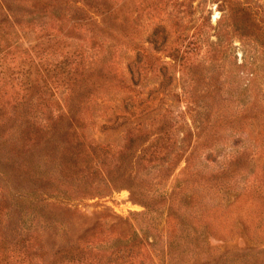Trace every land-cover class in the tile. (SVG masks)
I'll return each instance as SVG.
<instances>
[{
  "label": "rangeland",
  "instance_id": "1",
  "mask_svg": "<svg viewBox=\"0 0 264 264\" xmlns=\"http://www.w3.org/2000/svg\"><path fill=\"white\" fill-rule=\"evenodd\" d=\"M107 3L117 24L127 31L133 26V38L151 53L149 56L139 47L142 60L154 56L171 60L165 52L154 51L144 41L154 25L162 24L168 30L166 44L176 35L185 37L183 42L188 48L185 61L167 68L170 83L165 97L171 103L170 116L177 125L171 130L173 134L170 131L176 143L167 145L162 159L171 157L169 151L179 144L190 118H197L195 110L189 113L190 101L209 99L227 103L225 109L232 112L236 102L246 94L251 99L264 91V0H107ZM19 5L26 8L23 3ZM82 5L83 11L103 16L93 5ZM22 13L16 17L20 23L29 17ZM54 18L43 17L49 32L58 24ZM7 25L1 24L2 31L12 34L17 28ZM85 26L90 30L98 27L92 22ZM61 27L67 28L65 24ZM76 31L77 39L66 41L87 47L92 42V32L78 28ZM19 32L33 36L37 29L22 27ZM116 39L122 42L119 35L113 40ZM26 44L22 40V45ZM58 52L55 49L49 55V94L50 85L58 84L56 93L49 95L53 108L52 97L62 94L60 77L56 79L59 69L53 65L59 58ZM114 54L117 71L124 72V64L132 60L133 51L122 45L115 47ZM20 57L16 51L7 52L0 59L1 74L11 77L12 83L23 77L25 67ZM144 71L130 95L131 100L139 102L138 108L144 106L133 109L137 116L123 121L90 113L92 123L85 128L88 141L92 140V144L97 141L101 146L108 144L110 151L105 162L109 165L77 171L68 178L74 182L72 185L66 188L60 185L62 189L36 205L32 224L43 230L49 257L55 249L74 245L98 258L99 264H110L107 261L113 256L112 250L132 245L125 257L129 264H204L208 256H235L242 252L264 261V154L257 145L262 138L261 132L257 133L259 126L244 127L238 143L232 145L229 131L207 128L198 136L196 133L184 136L177 150L181 155L175 161L160 165L159 161L147 163L140 159L127 163L124 170H116L115 159L123 143L125 126L145 121L140 114H148L156 94H160L157 90L150 91L157 80L155 72ZM8 86L5 84V94L11 95ZM121 94L116 95L115 90L106 92L114 104L119 103ZM197 140L198 151L193 153L200 154L196 158L201 170L195 174L183 156ZM209 147L212 154L205 159V148ZM36 152L33 159L38 163L37 169L41 168L42 174L49 177L50 188L58 186L60 180H68L58 172L54 157L41 159L38 154L42 155L44 148H37ZM241 153L247 158L236 164L240 171L230 173L233 168L230 163ZM159 173L163 177L154 183ZM164 188L166 191L160 194ZM122 254L125 252H118L117 256Z\"/></svg>",
  "mask_w": 264,
  "mask_h": 264
},
{
  "label": "trees",
  "instance_id": "2",
  "mask_svg": "<svg viewBox=\"0 0 264 264\" xmlns=\"http://www.w3.org/2000/svg\"><path fill=\"white\" fill-rule=\"evenodd\" d=\"M79 1L93 5L103 16L97 14L95 17L83 11V5ZM21 3L26 8H21ZM0 12V59L7 52L19 51L20 61L25 67L22 70L23 77L13 83L11 77L1 74L0 69V264H99L98 258L85 254L74 245L55 249L49 257V246L43 241L44 232L32 224V219L35 217L36 205L62 189L60 185L66 188L74 183L68 179L74 173L80 170L93 171L109 165L105 162L110 151L108 144L101 146L97 141L94 144L92 140L88 141L85 128L92 123L90 113L121 118L123 121H128L129 116H137L133 109H142L144 106L138 108L139 102L131 100L130 95L139 84L144 70L155 72L157 80L150 91L157 90L160 94H156L148 114H140L145 121L137 120L125 126L123 143L119 145L115 159L116 170H124L127 163L133 164L140 159L147 163L159 161L160 165L168 164L173 159L175 161L181 155L177 150L184 136L189 137L191 133L198 136L207 128L229 131L232 145L238 143L244 127L248 128L251 124L257 128L259 126L257 133L261 132L262 138L257 145L264 154V126L260 127L264 122L263 91L261 95L251 99L248 94L240 98L232 112L225 109L227 103L209 99L193 103L190 101L187 104L189 113L195 110L197 118H190L187 131L182 132L179 144L169 151L171 157L169 155L167 159H162L161 154L167 153V145L171 147L176 143L170 131L177 125L170 116L171 103L165 97L169 94L170 83L167 68L182 64L188 51L183 36L179 38L176 35L166 44L169 32L164 25H154L144 41L154 51L165 52L171 60H163L159 56L142 60L139 47L146 50L147 55L151 56V53L133 38V26L127 31L117 24L116 16L110 15L112 9L107 0H0ZM22 12L29 17L20 23L16 17L22 16ZM46 15L51 18L55 16L54 19L58 22L52 32H49L43 20ZM5 22L7 26H17L12 34L2 31L1 24ZM89 22L98 25L97 30H90V27L85 26ZM63 24L67 28L63 29ZM22 27L37 29V32L33 36H25L19 32ZM77 28L92 32V42L87 47L66 41V38L77 39ZM118 35L122 42L119 39L113 40ZM187 39L191 43L190 38ZM22 40L27 41V44L23 46ZM122 45L133 51L132 60L124 64V72L117 71V58L114 54L115 47ZM55 49L59 50V60L53 65L59 69L56 79L60 77L62 94L52 97L55 102L53 108L49 105V95L56 93L58 84L50 85L49 94V55ZM5 77L7 80L3 81L2 78ZM5 84H9L11 95L5 94ZM107 90H115L116 95L122 93L118 104H114L106 96ZM145 93L150 94L149 91ZM198 141H194L183 156L191 169H195V174L201 170L198 169L201 167L196 158L200 154L193 153L198 151ZM212 145L214 148L215 144ZM37 148H44L43 154H38L43 161L54 157L53 163L58 172L68 180H60L58 186L50 188L49 177L42 174L41 168L37 169L38 163L33 159ZM210 149L211 147L205 148V159L212 154ZM255 153L256 151L252 155ZM243 157L247 158V155L241 153L240 157L230 163L233 165L230 173L240 171L236 164ZM157 176L158 180L154 183L160 182L163 174L159 173ZM165 191L164 188L159 193ZM131 246L112 250L113 256L107 262L129 264L125 257L129 256ZM118 252L125 254L117 256ZM204 264H264V261L257 260L248 252H242L235 256H208Z\"/></svg>",
  "mask_w": 264,
  "mask_h": 264
}]
</instances>
